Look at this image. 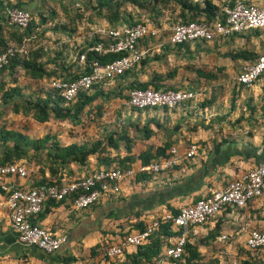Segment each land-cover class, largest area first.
Segmentation results:
<instances>
[{
	"label": "crops",
	"instance_id": "crops-1",
	"mask_svg": "<svg viewBox=\"0 0 264 264\" xmlns=\"http://www.w3.org/2000/svg\"><path fill=\"white\" fill-rule=\"evenodd\" d=\"M5 1L0 0V27L2 37L7 39L14 27L5 23L3 12ZM57 1L23 0V7L28 11L39 13L45 11V5H53V2ZM190 1L200 5L205 0ZM225 1L228 0H214L213 3L222 6ZM236 1L264 6V0ZM12 2L17 3V0H12ZM63 2L68 3L69 0ZM60 10L58 7L56 8L57 13L63 15ZM189 17L191 15L188 14L187 18ZM199 18H203V15ZM178 21L180 20L178 19ZM157 28L161 31L160 36L146 45L145 49H148V52L143 58L144 66H136L130 73L126 74L121 80V86L126 87L133 81L153 85L161 83L164 86L160 89H165L166 86L178 85L180 79L174 77V81H170L171 79L165 77L167 76L165 71L163 72L159 68V65L165 59L168 61L176 57L184 61L185 65L194 64V69L215 71L218 77L217 80L207 81L204 89L211 90L212 87L222 85L227 90V95L232 96L234 88H238L236 77L241 67L246 65L242 60L233 62L226 59L230 62V67H227L221 61V59L224 60L221 56L224 54L223 49L220 46L215 48L212 43L201 46L189 43L186 48L171 47L167 43V35L172 28L168 31L158 26ZM227 41L232 46L231 51L235 49V51L248 50L254 51L258 55L264 52V30H261L258 36L245 33L244 35L229 37ZM141 46L144 47V43ZM235 63L239 66V69L236 68V73ZM200 65L203 67H200ZM216 67L224 69L222 75H218L219 73L214 70ZM190 69L192 70L191 67ZM156 75H164V79L157 78L153 81ZM195 79L197 78L194 74V76L188 77L184 84H189ZM26 81L28 79L20 78L19 83L23 85L26 84ZM113 84L109 87H112ZM252 88L241 90L237 96L239 109L236 112L233 111L228 114L229 110H224V116L222 115V117L228 115L225 125L220 124L223 123L224 119L220 120L218 116L221 114L216 113L218 99L211 104H206L205 108L197 107L196 102H192L165 112L161 109L135 111L126 105L125 100L119 98L116 99L121 101V105L111 111L106 106L110 100L106 101L98 98L94 105L103 104L102 116L100 118L95 109L89 112L90 122L84 129L78 126L72 128L66 123L61 124V126H58L57 123L47 124V130L44 128L40 133L38 131L35 137L41 138L46 134L57 133L58 139L64 146L74 141L93 143L105 135L106 132H115L119 135L126 133L129 137L135 138L131 153L135 157L147 151L155 156L157 149L165 146H167L166 153L170 148L176 147L181 156L192 143L197 145L198 150L197 155L192 160L183 161L181 166L174 170L159 173L149 178V180L139 183L134 182L133 178L126 179L121 185V195L101 198L90 209L77 211L70 201L45 203L42 212L34 219V223L52 233L65 234L68 239V242L52 255H46L35 247L24 246L18 242L9 213L5 208V195L0 192V264H65V261L70 258H73L74 261L68 264H103L100 256L92 257L89 253L95 245L113 243L122 234H128L129 236L140 229V223L146 228L153 219L163 217L167 213L172 214L173 211L183 206L193 204L198 199L223 189L230 181L254 168L260 161H264V133L261 131H264V125L261 124V122L264 123V79L257 81ZM249 90L253 92L256 104H260L255 114L256 118L258 119L257 116H259L261 120H259L260 126L254 127L251 134L247 132L243 134L241 129H247L248 125L232 126V123L239 115L247 116V102L243 91L248 92ZM249 95L248 99H253ZM197 99L199 101L211 100L210 93L206 97L199 94ZM258 100H262V102L259 103ZM94 118L95 120L92 121L91 119ZM148 132L151 133L150 137L145 139L144 136L148 135ZM70 133L74 134V138L71 137ZM119 135L116 136L119 137ZM215 146L218 147V151L214 150ZM118 153H120V156L125 155L122 150ZM114 155H116V152L112 151L111 156ZM20 163L25 165V161H20ZM40 163L32 164L31 169L25 166L28 176L23 179L9 177L7 179L8 184L23 188L53 178L48 162ZM140 165L141 162L137 161L133 166V170L137 171ZM89 167L92 170L97 167L94 158H90ZM86 169L71 164L64 171L62 180L70 181L82 178L89 173ZM61 172L59 171L58 175ZM225 212L220 213L215 218L216 221H212L209 225L195 229L196 242L198 236L204 234L205 237L207 231L218 221L222 224L223 235L226 236L225 249L227 251H225V254H229L233 259L251 261L245 255L247 251L245 246L246 234L240 231V227L245 221H248L251 227L259 230L264 229V195L251 201L247 208L242 211ZM190 237L192 238V236ZM163 248L164 245L161 250ZM201 248L204 251H201ZM199 252L203 256L205 247L200 246ZM257 259L262 261L259 264H264V251L258 253ZM123 260L124 258H119V262ZM164 264L172 263L165 262Z\"/></svg>",
	"mask_w": 264,
	"mask_h": 264
},
{
	"label": "trees",
	"instance_id": "trees-1",
	"mask_svg": "<svg viewBox=\"0 0 264 264\" xmlns=\"http://www.w3.org/2000/svg\"><path fill=\"white\" fill-rule=\"evenodd\" d=\"M63 1L64 0L57 1L63 15L57 13L55 8L56 5L48 4L47 6L45 5L46 8L43 12L36 13L29 11L31 20L28 26L22 30L14 27L7 39L2 37L0 27V53L8 48L16 50L14 57L10 58L8 64L0 70V118L10 109L14 114L20 115L24 119L30 116L32 120L39 124L57 123L58 126H60L63 122L62 124L66 123L72 128L78 126L84 129L90 122L89 112L95 109L99 117L102 116L103 104L94 105L98 98L106 101L116 98L128 101V93L132 90H182L178 87L160 89V87L164 86L161 83L153 85L136 81L131 82L126 87L121 86V80L126 74L130 73L136 66H144L145 63L143 59L123 76L115 79L113 82L115 85L113 84L112 87H105L101 84L94 86L91 93H80L76 101L69 104L63 102L59 93L50 87L49 82L51 79L74 81L90 73L93 61L105 64L119 57V55L115 54L100 56L97 53L88 51L89 46L94 45L100 40L97 35H91L93 33L92 29L100 26L97 25L94 18L103 19L105 23L102 25L113 28L120 25H131L135 22H144V24L153 26L136 18L133 13L130 11L127 12V10L125 11L123 7L129 5L135 9L141 10L152 7L153 11L157 12L155 7L158 5L168 3L169 1H175L180 7V16L178 18L180 21L178 23L185 24L201 20L211 23L218 20L221 21L223 19V7L232 6L236 2V0H228L222 3V6H218L213 3L214 0L202 1L200 5L190 0H69L68 3H64ZM7 7L26 10L23 7V0H17V3L12 2V0H6L3 5L4 15ZM188 14L191 15V17L187 18ZM201 15H203V18L200 19L199 17ZM259 32H261V30H253L246 33H252L258 36ZM244 34L245 33L234 34L230 37ZM227 39L221 40L220 38H215L210 43L214 44L215 48H218L221 44L225 43ZM153 41L154 40L146 39L143 43L144 45H148ZM188 44L189 43H185L182 45ZM193 44L201 46L209 43L194 42ZM168 45L171 46L169 43ZM171 47H181V45ZM81 55H85V60L83 62L79 61ZM221 56L233 62L242 60L245 64H249L254 63L258 54L248 50H233ZM192 70L196 74L197 79L187 84V86L190 87V89L187 90L190 91L197 92L194 88L200 89L207 81H214L218 78L215 71L212 70L208 71L194 68H192ZM214 70L219 73L218 75H222L224 71V69L220 67H216ZM154 77L153 81L157 78L164 79V75H156ZM165 77L171 78L172 75L170 74ZM20 78H26L29 82L26 81V84L20 85ZM6 79L8 80L6 81ZM45 79L48 81L47 86L43 85L34 89V86L37 84L40 85V81ZM237 86L238 88H234L232 91L230 99L232 104L228 114L234 111L235 100H237V96L244 88L240 84H237ZM218 91L222 94L227 93L225 87L219 85L212 87L210 91L211 100L199 101L196 98L194 101H188L182 105L196 102L197 107L205 108L206 104H211L217 99L216 95ZM246 106L248 107L249 105ZM129 108L135 111L150 110ZM156 109L157 108L153 110ZM161 110L165 112L171 111L167 109ZM227 116H225V118ZM91 120L94 121L95 118ZM241 121L242 116H240L236 122L240 123ZM148 133V135L144 136L145 139L150 137L151 133ZM70 135L74 138L73 133H70ZM116 135H119V133L106 132L105 135L93 143H89L88 141H74L64 146L58 139L57 133L46 134L41 138H36L35 136H30L25 133L22 129H17L15 127L8 128L2 125L0 126V164H13L25 161V166L31 169L34 163L48 162L50 172L54 177L49 180H42L30 186L38 187L45 184H59L63 181L64 171L69 168L71 164L87 168L86 171L89 172L93 171L92 168L89 167L90 158L96 160L97 167L94 170L118 168L126 171L133 169L137 161H140L142 166H147L152 162L160 161L169 156V151L166 153L167 146L157 149L155 156L151 155L148 151L141 153L137 157L132 156L131 153L135 138L129 137L126 133L120 134L119 137ZM214 148L215 151H218V147L215 146ZM121 150L125 155L120 156L118 152ZM112 151H115L116 155L111 156ZM180 166L181 165L177 167ZM59 171L61 172L60 175H58ZM155 175L157 174L137 173L133 179L134 182L139 183L149 180V178ZM176 211H173L172 214H176ZM226 212L230 211L226 210ZM32 222H34V220H32ZM139 226L140 229L137 232L145 229L144 225L141 223ZM222 232V224L217 221L213 227L207 231L206 236L203 237L202 240H197L196 242L195 237L191 238L189 236V242H187L181 258L178 260H168L167 262L172 264H196L202 257L199 252V247H208V245L213 246V244L219 241V238L224 237ZM127 236L128 234H122L119 239H123ZM174 236L175 234L172 232L170 225L162 224L147 245L137 248V250L131 254H126L122 262H119V258L110 260L106 257L105 261L103 262L101 260V262L103 264H160L163 262L161 248L166 243L169 245L168 240ZM102 246L103 245L97 244L92 247L89 252L90 255H92V257H101L103 252ZM261 251H264V248L256 251L247 250L245 255L251 261L239 260V264L261 263L262 261L257 259V255ZM72 261H74V259L70 258L65 261V264L71 263Z\"/></svg>",
	"mask_w": 264,
	"mask_h": 264
},
{
	"label": "built area",
	"instance_id": "built-area-1",
	"mask_svg": "<svg viewBox=\"0 0 264 264\" xmlns=\"http://www.w3.org/2000/svg\"><path fill=\"white\" fill-rule=\"evenodd\" d=\"M5 19L9 26L20 30L25 29L30 20L29 11L15 7L5 9ZM264 29V6L236 1L232 6L223 7L221 21H193L175 24L168 35V43L178 46L185 43H210L215 38L225 40L234 34L246 33ZM91 35H97L99 42L89 46L88 51L100 56L108 54L119 55L111 62L100 64L93 61L90 73L74 80L63 81L51 79L49 85L59 93L66 104L76 101L80 93H91L94 86H111L115 79L123 76L136 66L147 54L148 49L141 46L144 40H156L160 29L149 26L144 22L131 25L108 27L100 25L92 29ZM16 50L8 48L0 53V70L5 67ZM85 55L79 57L83 62ZM264 79V52L259 54L254 63L243 65L236 77V82L245 89ZM199 94L190 90H132L128 93L126 105L133 109H167L173 110L188 101H194ZM198 147L190 144L181 156L176 147L169 150V156L142 166L138 170L100 169L89 172L86 176L61 181L59 184H45L38 187H23L10 185L9 177L26 178L28 171L23 163L0 164V192L5 195V208L9 213L12 227L17 234L18 242L24 246L35 247L46 255L57 253L67 242L65 234H55L44 227L32 222L42 212L46 202L61 203L70 201L77 211H84L96 205L101 198L117 197L121 192L122 183L136 176L137 173L159 174L172 170L190 161L197 155ZM264 195V161L243 173L237 179L230 181L223 189L214 191L190 205L183 206L176 214L167 213L155 218L140 232L130 234L113 243L102 246V261L105 257L113 260L124 258L127 253L147 245L162 224H169L174 237L164 244L162 263L181 258L189 236L196 235L195 229L209 225L215 218L226 210L242 211L254 199ZM240 231L246 234L247 250L256 251L264 248V229L251 227L245 221ZM226 239V236L219 240Z\"/></svg>",
	"mask_w": 264,
	"mask_h": 264
},
{
	"label": "rangeland",
	"instance_id": "rangeland-1",
	"mask_svg": "<svg viewBox=\"0 0 264 264\" xmlns=\"http://www.w3.org/2000/svg\"><path fill=\"white\" fill-rule=\"evenodd\" d=\"M53 5L55 6V8H60L59 7V3L58 2H53ZM123 8H125V11L127 10V12H131L134 15H136V18H139L141 21H145L153 26H158L161 29H164L165 31H168L169 29H171L175 24H177L178 18L180 16V8L177 4V2L175 1H169L168 3L165 4H160L158 5L156 8L157 12L153 11L152 7H147L146 9H135L132 6L129 5H125ZM61 11V10H60ZM66 18V17H64ZM95 22L97 23V25H102L104 24V20L103 19H99V18H94ZM181 47H188L187 45H181ZM221 49H223L224 53L227 52H231L232 50V46L229 43V41H226L225 43L221 44ZM237 49H239L237 47ZM236 50V49H235ZM227 51V52H226ZM221 61L224 63V65H226L227 67H230L229 65V61L226 59H221ZM188 68H187V67ZM235 73L237 72V69H239V66H237V64L235 63ZM175 67V68H174ZM191 68H195L194 64H184V61H181L180 59L173 57L171 58V60H166L162 61L161 64L159 65L160 70H162L163 72L165 71V75H172L170 81H174V77H176L177 79H180V83H178V85H175L176 87L182 89V90H187L190 89V87L187 86V84H184L185 81H187L188 77L194 76V71H192ZM200 67H203L202 65H200ZM237 68V69H236ZM173 71V73H172ZM174 78V79H173ZM195 78H197L196 74H195ZM40 85H36L34 86L35 88L41 87L43 85L47 86L48 81L42 80L40 81ZM42 84V85H41ZM175 86H166L169 88H173ZM207 87V86H206ZM204 86H201V88H194L198 93L204 95V97L208 96L210 91L209 89H204ZM208 88V87H207ZM218 88V87H217ZM253 89V88H252ZM251 89V90H252ZM31 90V89H30ZM29 90V91H30ZM251 90L247 91H243L245 92V97H246V102L247 105H249L246 109V113L247 116L243 117L242 116V121L240 123H237V119L240 117V115L238 116V118L232 123V126L235 125H248L247 129H241L243 134H246V132L248 134H251L254 131V127H259L260 122L259 120H261V118L259 116L258 119L256 118V111L258 106H260V104H256V101L254 100V94L253 92H251ZM249 93H251V95H249ZM249 96H252L253 99H248ZM217 99H218V103L216 105V113L221 114L219 117L220 120H223V124L225 125L226 123V118L222 117V115L224 116L223 112L224 110L228 111L231 108V97L226 94H222L220 91H218L217 93ZM235 107H234V111L236 112L239 109V104L238 101L235 100ZM259 101V100H258ZM262 100L259 101V103H261ZM119 105H121V101L115 99V100H110L106 106H108L107 108H109V110L111 111L113 108L118 107ZM226 116V115H225ZM244 122V123H243ZM63 123V122H62ZM61 123V124H62ZM60 124V126H61ZM262 125H264L263 122H261ZM4 125L5 127H15L17 129H22L25 133L29 134L30 136H37L38 131L39 133L45 128V130H47V124H39L37 122H35L34 120H32V118L30 116H28V118L24 119L22 118V116L20 115H16L14 114L12 111L7 110L6 113L1 116L0 118V126ZM64 125V124H63ZM252 127V128H251ZM89 130V129H88ZM252 131V132H251ZM262 133H264L263 130H261ZM94 132V131H93ZM85 133V132H84ZM122 192V191H121ZM121 192L119 195H121ZM204 237V234L200 237H197V240H202ZM199 244V242H198ZM197 245V243H196ZM226 244H225V240H221L219 242H217L216 244L212 245H208V247H205V252L203 254V256L201 257V260L198 261L196 264H239V260L237 258H231V256L229 254H225V251H227L226 249ZM201 251H204V249L201 248Z\"/></svg>",
	"mask_w": 264,
	"mask_h": 264
}]
</instances>
